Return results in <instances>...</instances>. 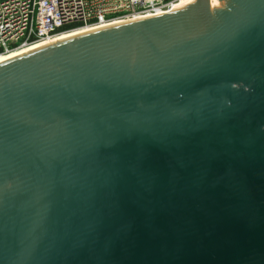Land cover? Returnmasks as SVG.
Returning a JSON list of instances; mask_svg holds the SVG:
<instances>
[{
    "label": "water",
    "instance_id": "obj_1",
    "mask_svg": "<svg viewBox=\"0 0 264 264\" xmlns=\"http://www.w3.org/2000/svg\"><path fill=\"white\" fill-rule=\"evenodd\" d=\"M0 264H264V0L1 64Z\"/></svg>",
    "mask_w": 264,
    "mask_h": 264
},
{
    "label": "built area",
    "instance_id": "obj_2",
    "mask_svg": "<svg viewBox=\"0 0 264 264\" xmlns=\"http://www.w3.org/2000/svg\"><path fill=\"white\" fill-rule=\"evenodd\" d=\"M176 0H0V53L54 35L65 26L162 12Z\"/></svg>",
    "mask_w": 264,
    "mask_h": 264
},
{
    "label": "bare ground",
    "instance_id": "obj_3",
    "mask_svg": "<svg viewBox=\"0 0 264 264\" xmlns=\"http://www.w3.org/2000/svg\"><path fill=\"white\" fill-rule=\"evenodd\" d=\"M191 1H194V0H176L172 2L171 6L168 9L162 12L148 13V14H143V15L136 14V15H133L131 18H127V19L118 18V19H114L108 22H103V23L87 24V25H83V27H81L78 30L68 32V33H66V30L60 31L54 35L44 37L28 45L20 46V47L11 49L7 52L0 53V65L8 61H11L12 59L20 58L26 54L35 52L37 50H40V49H43L49 46H53L57 43H62L67 40L74 39L76 37L85 36L87 34L95 33V32L109 29L112 27L122 26V25L131 24L134 22H139V21L154 18V17L164 16L166 14H171L174 12V9L176 6L180 4L188 3ZM70 30H73V28L68 29L67 31H70Z\"/></svg>",
    "mask_w": 264,
    "mask_h": 264
},
{
    "label": "rangeland",
    "instance_id": "obj_4",
    "mask_svg": "<svg viewBox=\"0 0 264 264\" xmlns=\"http://www.w3.org/2000/svg\"><path fill=\"white\" fill-rule=\"evenodd\" d=\"M81 27H83L81 24H78L77 26H75V27H73V30H70V31H67L68 29H64V31L66 30V33H68V32H72V31H75V30H78V29H80ZM72 28V27H71ZM71 28H69V29H71ZM61 31H63V29H60ZM59 30V31H60ZM63 34V33H62Z\"/></svg>",
    "mask_w": 264,
    "mask_h": 264
},
{
    "label": "trees",
    "instance_id": "obj_5",
    "mask_svg": "<svg viewBox=\"0 0 264 264\" xmlns=\"http://www.w3.org/2000/svg\"><path fill=\"white\" fill-rule=\"evenodd\" d=\"M78 24H73V25H69V26H65V27H63V28H61V29H69V28H73V27H75V26H77ZM61 31V30H60Z\"/></svg>",
    "mask_w": 264,
    "mask_h": 264
}]
</instances>
